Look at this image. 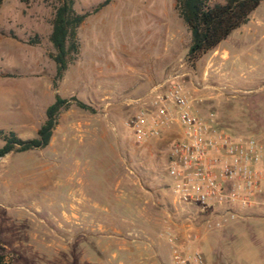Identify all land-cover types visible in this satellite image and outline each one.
Wrapping results in <instances>:
<instances>
[{"label":"rangeland","instance_id":"1","mask_svg":"<svg viewBox=\"0 0 264 264\" xmlns=\"http://www.w3.org/2000/svg\"><path fill=\"white\" fill-rule=\"evenodd\" d=\"M104 1L76 0L75 10L91 12ZM55 4L5 0L0 7V129L23 139L37 136L56 94L57 65L49 57ZM35 36L40 44L29 45ZM78 37V59L58 93L95 112L62 110L51 145L0 158V243L12 264H83V256L99 253L95 245H72L66 235L63 212L74 196L91 197L98 212L109 209L116 225L138 211L137 223H122L120 230L125 250L138 244L133 253L156 251L168 264L177 247L201 253L208 264H264V195L235 215L175 205L168 169L180 129L140 141L131 122L147 105L127 99L144 97L151 88L135 94L121 86L123 78L146 82L156 67L168 78L182 65L184 89L201 117L214 114L220 129L264 144V2L195 65L187 59L191 34L176 0H111L86 19ZM104 260L121 264L111 256Z\"/></svg>","mask_w":264,"mask_h":264},{"label":"built area","instance_id":"2","mask_svg":"<svg viewBox=\"0 0 264 264\" xmlns=\"http://www.w3.org/2000/svg\"><path fill=\"white\" fill-rule=\"evenodd\" d=\"M182 68L154 85L146 96L127 99L129 105H147L131 122L134 133L142 141L179 127L168 169L175 205L220 215L252 208L264 195L259 142L220 129L214 114L201 117L184 89ZM172 257L174 264H208L201 253L186 254L177 247Z\"/></svg>","mask_w":264,"mask_h":264},{"label":"trees","instance_id":"3","mask_svg":"<svg viewBox=\"0 0 264 264\" xmlns=\"http://www.w3.org/2000/svg\"><path fill=\"white\" fill-rule=\"evenodd\" d=\"M5 0H0V7ZM27 3L28 0H21ZM54 14L51 19L52 30L49 41L54 52L49 57L56 63V75L53 89L56 92L54 102L47 108L45 120L41 124L37 136L32 139H22L16 132L0 129V158L16 152L23 153L46 148L53 136L62 110L76 106L82 110L95 112L93 107L75 97L64 98L58 93L59 82L63 79L69 66L77 61L80 53L79 30L86 19L109 5L111 0H105L93 11L78 13L75 10L76 0H55ZM264 0H176V10L179 17L188 26L191 43L187 59L190 65H195L200 58L216 49L233 32L246 25L251 14ZM29 45L40 44L38 36L29 38ZM0 264H12L0 243Z\"/></svg>","mask_w":264,"mask_h":264},{"label":"crops","instance_id":"4","mask_svg":"<svg viewBox=\"0 0 264 264\" xmlns=\"http://www.w3.org/2000/svg\"><path fill=\"white\" fill-rule=\"evenodd\" d=\"M152 70L153 74L151 73L147 76V79H145L146 82L144 80L138 79L131 83L130 80L128 81L126 78H123L121 86L125 89V91H132L135 92V94H138L149 88H152L154 85L166 79V77H164V74L161 73V67H156L155 70ZM34 97V95H31L30 98L33 99ZM51 104H49L47 108ZM260 141H264V132L261 133ZM51 144L52 142H50L49 145ZM259 145L262 152V161L260 164V168L264 171V144L259 143ZM98 206L99 205L97 203H94L89 196H83L82 198L74 196L67 208L68 211L63 212L65 217L67 218V225L65 227V230L66 235L71 237L70 243L75 246L95 245L98 247L99 253L97 255H94L93 259L88 260L85 256H83V264H87V261L90 262L88 264H106L104 259L108 256H111L115 261H118L121 264H127L128 262H138V264H164V261L156 253V251L148 253L147 249V251L143 253H133L138 250V244L133 245V243H131L129 250H125L128 247L126 246V244L128 243H124V241L121 240L122 237L120 234V230L123 227L122 223H125L127 225L132 223L136 224L138 221V211H136L137 215L135 218L127 217L123 219L122 217L120 218V224L116 225L115 220L107 215L112 212L106 207L102 208V210L99 209L100 211L98 212L95 210V208ZM101 212H103L105 215L101 216ZM44 234H46L44 235L45 237H53L52 232H46ZM42 235L43 234L41 233H36L34 237L38 239ZM58 236L62 237V235L60 234L57 235V238ZM109 244H117L119 245V249L110 250L108 248ZM133 246H136V248H134ZM171 263L173 264V261L172 259H169L168 264Z\"/></svg>","mask_w":264,"mask_h":264}]
</instances>
